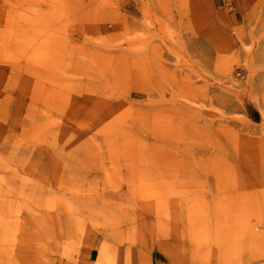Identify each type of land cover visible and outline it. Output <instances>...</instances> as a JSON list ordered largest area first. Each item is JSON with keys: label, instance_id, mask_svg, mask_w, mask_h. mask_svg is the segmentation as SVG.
<instances>
[{"label": "rangeland", "instance_id": "obj_1", "mask_svg": "<svg viewBox=\"0 0 264 264\" xmlns=\"http://www.w3.org/2000/svg\"><path fill=\"white\" fill-rule=\"evenodd\" d=\"M0 264H264V0H0Z\"/></svg>", "mask_w": 264, "mask_h": 264}]
</instances>
